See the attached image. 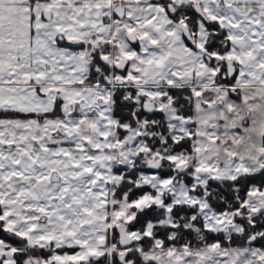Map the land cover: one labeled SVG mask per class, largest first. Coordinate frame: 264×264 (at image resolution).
<instances>
[{
    "label": "snow or ice",
    "instance_id": "6c2138e0",
    "mask_svg": "<svg viewBox=\"0 0 264 264\" xmlns=\"http://www.w3.org/2000/svg\"><path fill=\"white\" fill-rule=\"evenodd\" d=\"M0 264H264V0H0Z\"/></svg>",
    "mask_w": 264,
    "mask_h": 264
}]
</instances>
